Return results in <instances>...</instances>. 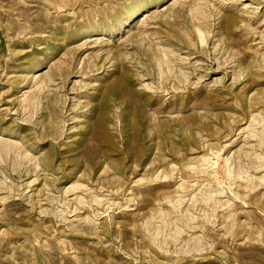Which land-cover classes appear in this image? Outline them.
Returning a JSON list of instances; mask_svg holds the SVG:
<instances>
[{"label":"rangeland","instance_id":"374dc122","mask_svg":"<svg viewBox=\"0 0 264 264\" xmlns=\"http://www.w3.org/2000/svg\"><path fill=\"white\" fill-rule=\"evenodd\" d=\"M0 264H264V0H0Z\"/></svg>","mask_w":264,"mask_h":264}]
</instances>
